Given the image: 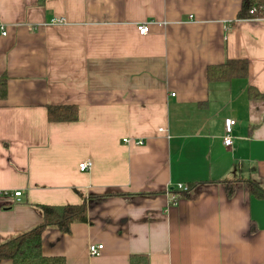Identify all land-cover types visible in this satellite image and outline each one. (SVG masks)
Here are the masks:
<instances>
[{"label": "crops", "instance_id": "obj_1", "mask_svg": "<svg viewBox=\"0 0 264 264\" xmlns=\"http://www.w3.org/2000/svg\"><path fill=\"white\" fill-rule=\"evenodd\" d=\"M241 2L0 0V190L22 194L0 197V243L36 226L39 205L85 200L87 221L44 231V255L264 264V198L244 182L264 189V99L248 96L264 94V18L238 17ZM238 59L245 77L208 80L209 66ZM47 105H76L78 120L49 122Z\"/></svg>", "mask_w": 264, "mask_h": 264}, {"label": "trees", "instance_id": "obj_2", "mask_svg": "<svg viewBox=\"0 0 264 264\" xmlns=\"http://www.w3.org/2000/svg\"><path fill=\"white\" fill-rule=\"evenodd\" d=\"M254 8V12L250 10ZM240 18H264V0H242L238 13ZM247 61L227 60L222 64L207 68L208 80H229L247 75ZM6 95V77L0 75V98ZM251 99H264V94L254 88H248ZM47 119L49 122H74L78 120L76 105H47ZM248 193L258 198H264V189L255 181H244ZM193 185V184H192ZM190 185V186H192ZM226 195L232 197L235 190V180H225ZM41 221L33 228L16 234L0 243V260H9L11 264H65L61 256H46L42 252V235L48 228H56L62 233H69L70 226L75 222L87 221L86 201L79 204L39 205ZM130 264H148L146 258L131 257Z\"/></svg>", "mask_w": 264, "mask_h": 264}, {"label": "built area", "instance_id": "obj_3", "mask_svg": "<svg viewBox=\"0 0 264 264\" xmlns=\"http://www.w3.org/2000/svg\"><path fill=\"white\" fill-rule=\"evenodd\" d=\"M254 12V8L250 10V13ZM258 18V17H256ZM66 20L63 17H57L53 18L50 22V24L54 25H61L65 24ZM136 30L140 35H146L149 32V26L148 23H139L136 25ZM0 32L1 35H6L5 28L0 20ZM235 121L232 119H226L223 123V134H222V144L224 147H227L231 144V130L232 126L234 125ZM162 130V129H160ZM124 142L129 143V139H123ZM136 144H141V141L136 142ZM92 162L90 160H85L79 163L78 169L80 171H87L91 168ZM176 189L181 190L183 192L189 191L190 187L182 184H178ZM169 191V189L167 190ZM21 191H10V190H0V197L7 198V200H12V202H19L21 197ZM173 198V197H172ZM104 248V245L102 243L97 242H90L87 246L88 254L90 256H98Z\"/></svg>", "mask_w": 264, "mask_h": 264}, {"label": "rangeland", "instance_id": "obj_4", "mask_svg": "<svg viewBox=\"0 0 264 264\" xmlns=\"http://www.w3.org/2000/svg\"><path fill=\"white\" fill-rule=\"evenodd\" d=\"M189 187V186H188ZM178 190V189H177ZM180 191V190H179ZM188 192V191H187ZM175 197L173 196L172 200L174 199Z\"/></svg>", "mask_w": 264, "mask_h": 264}]
</instances>
